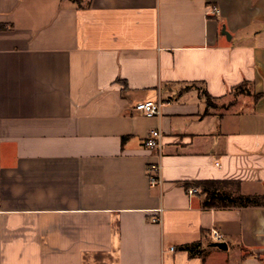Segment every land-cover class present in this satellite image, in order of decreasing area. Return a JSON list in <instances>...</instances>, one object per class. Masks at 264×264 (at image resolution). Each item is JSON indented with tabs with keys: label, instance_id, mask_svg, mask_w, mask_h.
<instances>
[{
	"label": "crops",
	"instance_id": "1",
	"mask_svg": "<svg viewBox=\"0 0 264 264\" xmlns=\"http://www.w3.org/2000/svg\"><path fill=\"white\" fill-rule=\"evenodd\" d=\"M245 83L264 95V0H0V264H264V208L183 187L264 196V96L234 97ZM202 91L227 109L206 116Z\"/></svg>",
	"mask_w": 264,
	"mask_h": 264
},
{
	"label": "trees",
	"instance_id": "2",
	"mask_svg": "<svg viewBox=\"0 0 264 264\" xmlns=\"http://www.w3.org/2000/svg\"><path fill=\"white\" fill-rule=\"evenodd\" d=\"M192 87L186 88L185 91ZM234 97L245 96L251 97L255 102L260 100L264 95H255L249 84L245 83L233 89ZM205 101V115H209L210 110L214 107L216 100L212 99L205 91H202ZM186 192L196 190L204 197L202 206L204 209H249L264 208V196H242L240 194V184L236 182H194L183 185ZM180 251L186 252L190 259L201 258L204 255L202 244L195 243L185 245L179 248Z\"/></svg>",
	"mask_w": 264,
	"mask_h": 264
},
{
	"label": "built area",
	"instance_id": "3",
	"mask_svg": "<svg viewBox=\"0 0 264 264\" xmlns=\"http://www.w3.org/2000/svg\"><path fill=\"white\" fill-rule=\"evenodd\" d=\"M213 12H216L215 10ZM162 103L159 101H146L142 103H138L134 109L136 112L141 114L147 119H154L160 115ZM161 134L158 131H154L145 141V148L150 151H160L161 150ZM149 182L152 187L158 185L160 183L159 180V168L158 166H152L149 173ZM196 190L189 191V194H196ZM162 210L156 211V218L153 220L154 223H159V215H161ZM211 238L217 244L224 243V237L218 233L217 231L211 232ZM174 250L171 249V252Z\"/></svg>",
	"mask_w": 264,
	"mask_h": 264
},
{
	"label": "water",
	"instance_id": "4",
	"mask_svg": "<svg viewBox=\"0 0 264 264\" xmlns=\"http://www.w3.org/2000/svg\"><path fill=\"white\" fill-rule=\"evenodd\" d=\"M222 35H224L225 37H227V39H229V35L225 32L224 29L222 31ZM213 247L219 249L220 251H226L227 250V245L225 243L215 244V245H213Z\"/></svg>",
	"mask_w": 264,
	"mask_h": 264
},
{
	"label": "rangeland",
	"instance_id": "5",
	"mask_svg": "<svg viewBox=\"0 0 264 264\" xmlns=\"http://www.w3.org/2000/svg\"><path fill=\"white\" fill-rule=\"evenodd\" d=\"M213 107H214V108H213L212 110H220V109H222V108H224V109L226 108V109H227V107H226L225 105L221 107L220 104H219L218 102H215L214 105H213ZM210 111H211V110H210Z\"/></svg>",
	"mask_w": 264,
	"mask_h": 264
}]
</instances>
